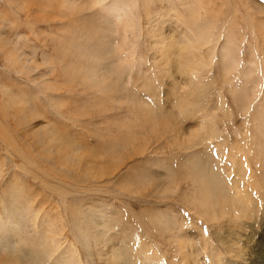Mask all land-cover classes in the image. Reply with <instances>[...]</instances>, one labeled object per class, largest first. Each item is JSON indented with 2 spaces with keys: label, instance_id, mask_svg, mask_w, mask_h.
I'll return each mask as SVG.
<instances>
[{
  "label": "rangeland",
  "instance_id": "374dc122",
  "mask_svg": "<svg viewBox=\"0 0 264 264\" xmlns=\"http://www.w3.org/2000/svg\"><path fill=\"white\" fill-rule=\"evenodd\" d=\"M118 1L0 0V264H264V0Z\"/></svg>",
  "mask_w": 264,
  "mask_h": 264
},
{
  "label": "bare ground",
  "instance_id": "6f19581e",
  "mask_svg": "<svg viewBox=\"0 0 264 264\" xmlns=\"http://www.w3.org/2000/svg\"><path fill=\"white\" fill-rule=\"evenodd\" d=\"M120 1V0H119ZM118 1V2H119ZM127 1V0H126ZM122 2V1H121ZM119 4V3H118ZM125 4V3H124ZM121 5V4H120ZM126 5V4H125ZM128 5V4H127ZM122 6H123V4H122ZM116 9V8H115ZM124 9H125V7H124ZM111 11V10H110ZM121 13H122V10H121ZM116 14H119V13H116ZM188 101V100H187ZM197 103V102H196ZM217 135V134H216ZM209 136V135H208ZM210 136H212V135H210ZM214 137V136H213ZM210 139V138H209ZM204 140V139H203ZM208 140V139H207ZM235 167H237V166H235ZM237 168H239V167H237ZM247 169V168H246ZM240 169H237V171H239ZM242 179V178H241ZM203 183V182H202ZM237 183V182H236ZM204 184V183H203ZM206 185V184H205ZM234 185V184H233ZM232 185V186H233ZM204 186V185H203ZM236 186V185H235ZM199 187H201V185L199 186ZM231 187V186H230ZM238 187V186H237ZM235 189V188H234ZM242 189V188H241ZM235 191V190H234ZM211 194V193H210ZM237 195H239V192H237V189H236V197H238ZM208 197V196H207ZM240 197H242V196H240ZM210 198V197H209ZM216 198V197H215ZM234 199V198H233ZM250 199V198H249ZM236 200H239V198L238 199H236ZM235 200V201H236ZM242 200H244V199H242ZM246 200H247V198H246ZM207 201V200H206ZM230 203V202H229ZM235 203V202H234ZM246 203H247V201H246ZM207 205V204H206ZM240 205V204H239ZM246 205V204H245ZM209 206V205H208ZM239 207V206H238ZM242 207H243V205H242ZM201 208H203V209H206L207 207H205L204 208V206L203 207H201ZM209 208H211V206L209 207ZM240 208V207H239ZM222 209V208H221ZM210 210V209H209ZM209 210H207V211H209ZM212 210V209H211ZM211 210H210V212H211ZM222 212V211H221ZM209 213V212H208ZM207 214V213H206ZM213 214V213H212ZM211 214V215H212ZM210 215V216H211ZM213 216V215H212ZM249 216V215H248ZM208 219L210 220V218L208 217ZM172 235V234H171ZM173 236V235H172ZM251 237H253V234H252V232H251V234H250V236H248V238L247 239H249V238H251ZM182 240V239H181ZM191 242H192V240L193 239H189ZM251 241V240H250ZM183 242V241H182ZM184 242H185V240H184ZM189 244H191V243H189ZM185 244L183 243V244H180V246L178 247L179 248V250L182 252L184 249H186L187 248V245H185ZM206 245L207 244H204L203 245V252L202 253H206V251H205V247H206ZM189 247H191V245H188ZM223 246V245H222ZM193 247V246H192ZM190 248V250L191 249H193V251H195L196 249L193 247V248ZM232 247H234V246H232ZM207 248V247H206ZM225 248V247H224ZM240 249V248H239ZM245 249H247L246 251H247V253H246V255L245 256H243L240 260H238V262H237V264H253L254 262H253V260H252V250H251V248L250 247H245ZM229 250V249H228ZM227 250V251H228ZM241 250V249H240ZM243 250V249H242ZM190 253V252H189ZM213 253V252H212ZM183 254H184V252H183ZM230 254V253H229ZM242 254V253H241ZM216 255H217V253H216ZM228 255V254H227ZM238 256H240V253H239V255ZM184 257V259H185V257L186 256H183ZM233 257V256H232ZM191 258V257H190ZM196 258V261H193V263H190V264H204V262H202V259H200L199 260V258L197 259V257H195ZM195 258H194V260H195ZM234 258V257H233ZM228 259V258H227ZM156 260H158V259H156ZM217 260H219V259H217ZM233 261V260H232ZM157 262H159L158 264H161L160 263V261H157ZM217 262V261H216ZM223 261H221V260H219V263H215L214 262V260L210 263V264H221ZM225 263H227V262H225ZM224 263V264H225ZM234 263V262H233ZM115 264V263H114ZM155 264H156V261H155Z\"/></svg>",
  "mask_w": 264,
  "mask_h": 264
}]
</instances>
